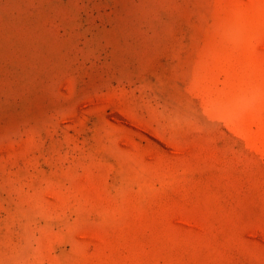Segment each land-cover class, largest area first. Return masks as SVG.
<instances>
[{
  "label": "rangeland",
  "instance_id": "1",
  "mask_svg": "<svg viewBox=\"0 0 264 264\" xmlns=\"http://www.w3.org/2000/svg\"><path fill=\"white\" fill-rule=\"evenodd\" d=\"M0 264H264V0H0Z\"/></svg>",
  "mask_w": 264,
  "mask_h": 264
}]
</instances>
